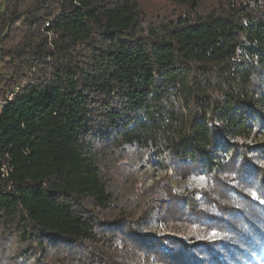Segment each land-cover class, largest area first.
Listing matches in <instances>:
<instances>
[{
	"label": "trees",
	"instance_id": "trees-1",
	"mask_svg": "<svg viewBox=\"0 0 264 264\" xmlns=\"http://www.w3.org/2000/svg\"><path fill=\"white\" fill-rule=\"evenodd\" d=\"M168 2L2 0L0 264H258L264 0ZM129 148L170 175L122 204Z\"/></svg>",
	"mask_w": 264,
	"mask_h": 264
},
{
	"label": "rangeland",
	"instance_id": "rangeland-1",
	"mask_svg": "<svg viewBox=\"0 0 264 264\" xmlns=\"http://www.w3.org/2000/svg\"><path fill=\"white\" fill-rule=\"evenodd\" d=\"M1 2L2 0H0V9ZM136 3L139 10L149 18L162 13L166 7H170L168 0H136ZM262 137L260 136L258 141ZM99 164L102 179L110 183L118 202L122 204H128L133 199L136 190L145 189L156 180L170 175L169 171L156 165L155 159H151L145 151L136 148L121 152L109 151L103 159H100ZM170 183L182 192L201 187L204 180L201 177H192L184 181L171 179ZM149 226L153 231L160 233V226L156 221H151ZM257 260L258 264H264V249Z\"/></svg>",
	"mask_w": 264,
	"mask_h": 264
}]
</instances>
